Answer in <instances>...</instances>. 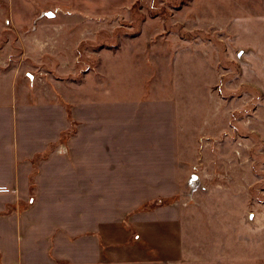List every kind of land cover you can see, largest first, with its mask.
<instances>
[{
    "label": "crops",
    "instance_id": "1",
    "mask_svg": "<svg viewBox=\"0 0 264 264\" xmlns=\"http://www.w3.org/2000/svg\"><path fill=\"white\" fill-rule=\"evenodd\" d=\"M136 2L153 0H0L16 35L44 7L65 18L37 22L24 36L31 66L0 75V264L182 261L196 212L179 200L178 103L214 56L171 32L201 31L191 14L175 21L193 7L171 27L147 18L124 27L134 37L96 48L117 26L99 21Z\"/></svg>",
    "mask_w": 264,
    "mask_h": 264
},
{
    "label": "rangeland",
    "instance_id": "2",
    "mask_svg": "<svg viewBox=\"0 0 264 264\" xmlns=\"http://www.w3.org/2000/svg\"><path fill=\"white\" fill-rule=\"evenodd\" d=\"M184 7L196 11L180 14L175 21L191 14L187 19L200 23L201 31L185 36L172 28L171 32L208 47L214 61L212 70L183 86L178 103L185 184L194 174L207 192L185 198L184 184L179 200L196 214L190 221L185 218V253L176 264H264V0L136 2L126 15L99 21L117 26L99 33L104 37L93 45L113 47L118 39L134 37L136 31L125 28L147 18L169 26L173 14ZM46 11L56 13L44 7L34 21ZM62 19L39 21L65 23ZM86 22L91 21H73ZM33 23L16 35L8 30V19L0 21V75L22 73L31 66L33 43L24 36L32 34Z\"/></svg>",
    "mask_w": 264,
    "mask_h": 264
},
{
    "label": "water",
    "instance_id": "3",
    "mask_svg": "<svg viewBox=\"0 0 264 264\" xmlns=\"http://www.w3.org/2000/svg\"><path fill=\"white\" fill-rule=\"evenodd\" d=\"M43 18H47V19H53L54 18V14L46 11L41 13V15L34 21V25L41 19ZM6 24H8L6 22ZM186 188L188 189V193L185 195L186 198H191L193 196V194L197 191H201L203 193L207 192V190L201 186V182L198 176L192 174L189 176V178L186 181L185 184Z\"/></svg>",
    "mask_w": 264,
    "mask_h": 264
}]
</instances>
